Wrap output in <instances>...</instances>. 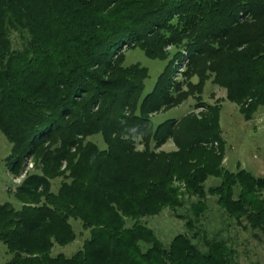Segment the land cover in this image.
<instances>
[{
  "label": "trees",
  "instance_id": "16d2710c",
  "mask_svg": "<svg viewBox=\"0 0 264 264\" xmlns=\"http://www.w3.org/2000/svg\"><path fill=\"white\" fill-rule=\"evenodd\" d=\"M121 46L167 60L149 92L147 68L125 65ZM183 52L182 78L171 77ZM263 60L264 0H0L6 163L13 176L22 156L35 164L15 188L21 207L0 205L5 264H235L225 228L206 227V193L227 223L262 230L264 179L222 165L219 107L198 94L212 77L249 117L264 107ZM188 96L190 112L153 128L155 113ZM168 141L175 150L160 149ZM209 177L219 182L206 189ZM164 208L186 227L167 245L140 221ZM70 218L89 236L70 257L52 255L75 238Z\"/></svg>",
  "mask_w": 264,
  "mask_h": 264
},
{
  "label": "rangeland",
  "instance_id": "374dc122",
  "mask_svg": "<svg viewBox=\"0 0 264 264\" xmlns=\"http://www.w3.org/2000/svg\"><path fill=\"white\" fill-rule=\"evenodd\" d=\"M108 4L102 7L98 13L107 14L113 11L114 6L111 3ZM259 41L262 42L263 40H258L255 45ZM251 47H254V44ZM251 47L247 49L250 51ZM120 48L123 51L122 53H124L125 65L138 63L142 67L147 68L148 75L144 80V94L149 92L153 88L158 76L164 70L167 60L150 58L139 48L131 49L125 46H121ZM241 49L242 47L237 48V50ZM117 52L112 47L111 53L114 56L118 54ZM187 60L188 56L183 52L180 58L172 63L171 77L182 78L180 70H184ZM193 80H195L194 77ZM185 84L186 82H184V87L186 88ZM198 98L201 103L211 106L218 105L219 107L218 125L224 141L223 156H221L223 159L221 161L222 165L230 171L243 168L252 175L264 179V107H257L246 118L241 113L239 105L228 99L226 89L213 82L212 77L206 80L202 91L198 94ZM195 100L196 97L188 96L180 104L155 113L151 117L153 128L162 122L181 118L191 111L193 104L196 102ZM201 110L205 109L200 107L194 111L199 112ZM88 139L93 141L100 149L106 146L100 134H93ZM11 147L12 145L7 137L0 131V205L8 203L14 208H20L21 203L14 194L16 185L21 182L26 171L34 170L35 164L31 154L29 156H22V170L18 175L13 176L6 163V159L11 152ZM160 149L172 151L175 150V146H173L171 141H168ZM61 165L62 168L64 164L62 163ZM218 182L219 180L216 177H209L205 183L206 189L212 185H216ZM55 183L56 181H53L54 185ZM178 184L182 189L184 183L180 182ZM257 193L260 198L264 199V187H261ZM205 198V202L211 207V213L209 214L211 220H208L211 223H208L206 227L210 230L213 227H217L218 230L222 227L225 228L224 231L220 232V236L222 234L230 247L234 249L235 264H264V229H250L245 221L237 224L235 220H229V223H227L226 218H224L225 216L220 215L222 212L215 204L216 196L206 193ZM186 202L185 205H188L190 200L187 198ZM179 211L180 213H187L184 208H181ZM140 221L151 228L156 237L164 245H167L176 234L186 232L184 220L174 216L173 212L168 208L162 209L158 214L142 217ZM69 222L75 234L74 240L66 245H54L51 249L52 255L61 253L66 257H70L82 247L83 242L88 238V230L82 227L78 219L70 218ZM206 223L204 221V224ZM130 224L131 221L127 219L125 225L130 226ZM9 258L10 254L7 252L5 244L0 241V264H5Z\"/></svg>",
  "mask_w": 264,
  "mask_h": 264
}]
</instances>
